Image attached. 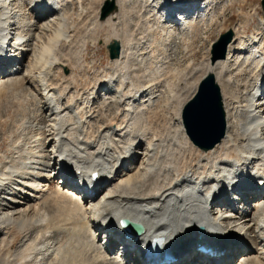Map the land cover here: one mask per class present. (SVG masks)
<instances>
[{
    "label": "bare ground",
    "instance_id": "bare-ground-1",
    "mask_svg": "<svg viewBox=\"0 0 264 264\" xmlns=\"http://www.w3.org/2000/svg\"><path fill=\"white\" fill-rule=\"evenodd\" d=\"M62 1L0 0V54H4L2 48L9 43L10 34L15 33L18 42L9 44L8 53L22 59L21 62L10 61L12 65L9 67L4 66L7 71L0 76V95L6 89L5 80L1 79H8V75L19 66L18 73L8 81L13 89L21 91L24 104L27 101L33 108L32 120L23 118L18 124L19 141L15 142L13 150L19 160L14 164L11 160L8 163L3 161V166H0V252L4 253L2 244L7 237L25 231L24 236L20 235L23 237L16 243V248L12 251H7L9 247L6 249L9 260L14 257L12 260L24 264H55L57 261L59 264H71L76 257L72 256L73 252L72 259L68 256L70 241L75 238L80 244L82 238L91 234L84 247L96 246L109 256L111 264H135L132 260L137 257L136 252L149 245L160 247L162 253L169 254L173 264H181L187 259V264L191 261L215 264L213 259L197 257L194 260L197 256L195 250L199 252L209 246L217 252L219 263L264 264V90L260 88V85L264 87V17L248 14L242 26L236 24L238 27L225 29L232 32V40L224 59L211 64L210 45L198 66L184 68L191 74L201 71V78L213 74L225 112L224 137L212 149L202 151L191 143L181 123L182 107L195 95L198 82L189 85L191 94L188 93L187 98L181 99L180 93L174 97L176 101L173 98L174 103L170 99L175 106L171 116L168 112L170 105L167 102V106L161 105L156 88L149 85L151 82L143 86L145 77L140 78L137 75L140 72L136 73L148 43L143 36L134 39L136 36L131 29L134 27L140 32L146 25L141 20L146 16L142 12L148 7L156 16L154 24L159 29V36L162 35L163 43L170 38H178L177 41L180 39L181 42L194 37H197L195 40L202 39V28L213 26L218 21V13L213 11L215 3L204 0H113L115 10L101 20V8L111 0H99V4L91 7L93 10L86 15V22L92 24L89 31L93 35L98 34L103 25L107 26L102 46L107 50L108 45L116 41L120 45V53L117 58L108 57L113 67L107 77L100 80L101 83L96 82L92 88L86 86L82 93L75 91L73 95L75 87L80 85L73 68L80 64L82 58L81 53L72 51L70 45H67L66 52V48L62 51L59 46L61 41L65 46L66 43L72 44L74 39L72 30V34L64 35L66 13L62 9ZM234 2L226 0L227 6H233ZM78 7L81 8L79 4ZM30 10L39 12L27 17ZM115 15L116 21L111 22ZM253 18L261 36H247L246 29H249ZM196 21L198 25L203 24L201 29L196 26ZM154 24L150 30L154 29ZM220 24V29H224V24ZM151 45L150 48L154 44ZM84 46L83 40L80 50ZM159 50L164 52L161 47ZM159 50L156 54L160 53ZM162 52L160 54L165 58ZM70 58L75 67L71 63L68 65ZM237 60L246 66L254 65L255 70L251 69L255 76L261 73L254 85L243 84V89L232 87L231 62ZM135 63L138 69L134 68ZM64 71L70 74H64ZM94 75L96 78L98 74ZM102 75L105 77L104 73ZM187 88L185 84L183 89ZM195 152L196 162L192 160ZM63 160L67 162L65 165L61 164ZM248 167H251L250 173L254 171L252 174L258 176L254 179L259 185L256 199L247 210H237L235 217L228 218L230 215L224 206L215 201L214 187L225 186L231 177L238 178ZM88 172L95 173L96 179L89 184L87 191H83L89 195L82 200L71 189V177ZM239 183L244 187V179H239ZM53 187L55 190L50 192ZM49 203L53 206H48ZM119 218L137 222L143 227V233L131 241L120 240L115 231V222ZM197 227L203 229L201 238L194 233ZM118 241L129 257L117 254L114 243ZM8 257H4L5 261ZM99 257L96 253L90 260L99 263ZM81 264L88 263L83 261Z\"/></svg>",
    "mask_w": 264,
    "mask_h": 264
},
{
    "label": "rangeland",
    "instance_id": "rangeland-1",
    "mask_svg": "<svg viewBox=\"0 0 264 264\" xmlns=\"http://www.w3.org/2000/svg\"><path fill=\"white\" fill-rule=\"evenodd\" d=\"M68 1L71 3H68ZM73 1V0H72ZM71 0H63L62 1V9H63V11L65 10V13H66V20H65V24H64V28H63V31H64V35H66V34H72V31H73V42H72V44H65V46H63L62 44V41L60 42V48L62 49V51H64L63 49H65V51L64 52H66L67 51V48H69V47H67V45H70V48L72 49V51H75V52H80L81 53V56H80V58H82V61L80 62V64H78L77 66L76 65H74L73 64V60H71L72 58H70L69 59V61H68V65H70V63H71V66H73V67H77V69H76V67L75 68H73V73H74V77L76 76L77 77V81H78V85L79 86H76L75 87V89H74V92H72L73 93V95H75V93L76 92H79V93H82L85 89H86V86H89V87H87V88H92L93 86H95L96 85V82H97V84H99V83H101V81H103V79H105L106 77H107V75L110 73V71H109V69L111 70L112 69V65H110V60H109V58H108V52H107V50H106V48L105 47H103L102 46V41L104 40V37L106 38V29H107V26H105V25H103V28H102V31L101 32H99L98 34H94L93 35V33H91L90 31H89V28L90 27H92V24H90L89 22H86L87 21V17H86V15L90 12L89 10H93V9H91V7H93L94 5H97V4H99V0H74V2H72ZM95 1V2H94ZM121 0H119V2H120ZM206 3L207 2H212L213 4H214V7H213V11H214V13L215 14H217V16H218V18H217V22H214L213 24V26L212 25H210L208 28H202L203 27V24H200V25H198V22H197V24H196V26L199 28V29H201L202 28V33H201V37H202V39H194V38H197V37H194V38H192V39H194V40H192V39H185V41L183 40V42H181L182 40H180L179 39V41H177L178 40V38H177V40L176 39H173V38H170L169 39V41H165L164 43H165V46H164V43L162 42V35L161 36H159L160 35V32H159V29H157L156 27V25L154 24L155 22H156V16H155V14H153L152 13V8H148V7H146V11H144V12H142V13H144L143 15L145 16H143L142 15V18L144 17V19H142L141 21H142V24H145L146 23V25H144V26H142L141 27V29H140V32L138 31V30H136L134 27V29L132 30L131 29V33H133V36L135 37L136 36V38H134V39H137V38H139L140 36H143L144 37V40L146 41V43H148V48H146V49H144L143 50V59H142V64L140 63V67L138 66V64H136V65H134V68L135 69H138V67H139V71L138 70H136V73L137 72H140V73H137V75L141 78L142 76H144L145 78L142 80L143 81V83H145V84H143V83H141V84H143V86H148V84H149V82H151L149 85H151V86H154V88H156V90H157V94H159L160 95V104L161 103H164L165 105H166V103L165 102H167L168 104L167 105H170V106H172V107H170V106H168V112L170 113V115L171 116H173V110L175 109V106H173L174 104V102L176 101V99L174 98L175 96H176V94H177V96L180 94V93H182V97H181V99H184V97L185 98H187L188 96H189V94H191L190 92H188V90H189V85H193L194 83H196V82H199V80L201 79V76H202V72L200 71V72H197V73H190L189 71H188V69H184V68H187V66H191V67H196V64H197V66L199 65V63L201 62V60H203L205 57V51L209 48V46L216 40L217 41V39L219 38V36L221 35V34H223V33H226V32H228V31H226L225 29H228V28H231V27H236L237 25H240V26H242L243 24H244V22L243 21H246L245 19L247 18V16H248V14L250 15H253L254 13L255 14H259L261 17H263L262 16V10H261V7H260V2H261V0H235V2H234V5L233 6H227V3H226V0H204ZM214 1H217V2H214ZM76 2V3H75ZM77 2H78V4H79V6L81 7V8H79L78 7V4H77ZM92 2H93V4H92ZM220 4V5H219ZM75 5H77V6H75ZM218 5V6H217ZM215 6H216V8H215ZM225 6V7H224ZM77 7V8H76ZM89 7V8H88ZM220 7V8H219ZM84 9V10H83ZM86 9H87V11H86ZM68 10V11H67ZM79 10V11H78ZM147 10H148V12H147ZM151 11V12H150ZM30 12H32V13H30ZM38 12H39V10L37 11V10H34V11H32V10H30V11H27V17H31V15H29V14H34V15H37L38 14ZM81 12V13H80ZM150 12V14H148ZM69 15H68V14ZM83 13V14H82ZM140 13H141V11H140ZM141 13V14H142ZM146 13V14H145ZM81 14V15H80ZM147 14H148V16H147ZM239 14V15H238ZM242 14H243V16L245 17H243L242 16ZM245 14V15H244ZM247 14V15H246ZM71 15V16H70ZM68 16V17H67ZM71 17H73V18H71ZM114 17H116V18H112L111 19V22H115L116 21V19H117V15H115ZM150 17V18H149ZM69 18H71L72 20L69 22ZM241 19V21H240V19ZM144 20V21H143ZM149 21V22H148ZM240 21V22H239ZM56 22H57V20H56ZM66 22H67V24H66ZM83 23V24H82ZM85 23V24H84ZM87 23V24H86ZM218 23H221L222 25L224 24V29H220L221 27L218 25ZM57 24V23H56ZM151 24V25H150ZM154 24V26H153V28L154 29H152V30H150L149 29V27L150 26H152ZM220 24V25H221ZM228 24H229V26H228ZM237 24V25H236ZM54 25H55V21H54ZM74 25V26H73ZM77 25V26H76ZM221 25V26H222ZM226 25H227V27H226ZM231 25V26H230ZM67 26V27H66ZM76 26V27H75ZM55 27V26H54ZM83 27V28H82ZM89 27V28H88ZM197 27H196V29H197ZM238 27V26H237ZM68 28H70V29H68ZM75 28V29H74ZM145 28V29H144ZM65 29V30H64ZM66 29H67V32H66ZM80 29H81V31H80ZM156 29V30H155ZM70 30H72V31H70ZM135 30V31H134ZM158 30V31H157ZM223 30V31H222ZM70 31V32H69ZM144 31V32H143ZM148 31H150V32H148ZM246 32H247V36H251V35H259V36H261V33H260V29L258 28V26H257V21H256V19L255 18H253V19H251V21H250V24H249V29H246ZM81 33V34H80ZM135 33V34H134ZM140 33V34H139ZM147 35V37H146V35ZM149 33V34H148ZM159 33V34H158ZM78 36H80V37H78ZM150 34H153V35H150ZM157 34V36H158V38H157V36H155ZM91 35V36H90ZM94 37H93V36ZM82 36H84V39L82 38ZM85 36H87V37H85ZM97 36V37H96ZM150 36H152L151 38H150ZM200 36V35H199ZM198 36V37H199ZM161 38V39H160ZM88 39V40H87ZM151 39V40H150ZM153 39H155V40H153ZM158 39V40H157ZM172 39V40H171ZM80 40H82V41H80ZM83 40L85 41V48H83L82 50H80L81 49V44H82V42H83ZM153 40V41H152ZM160 40H161V42L163 43H161L160 42ZM176 40V41H175ZM189 40V41H188ZM191 40V41H190ZM86 41H88L87 43H86ZM172 41V42H171ZM157 42V43H156ZM160 44H159V43ZM189 42H192V43H189ZM74 43H75V45H74ZM154 45H153V44ZM186 43V44H185ZM153 46H152V45ZM156 44H159V46L157 45V47H156ZM168 46H167V45ZM74 45V46H73ZM78 45V46H77ZM150 45L152 46L151 48H150ZM163 45V46H162ZM170 45V46H169ZM175 45V46H174ZM183 45V46H182ZM160 47H161V50L163 49L164 50V52H162V51H160L159 49H160ZM166 47V48H165ZM170 47V48H169ZM183 47V48H182ZM60 48H59V50H60ZM77 49V50H76ZM151 49V50H150ZM146 50V51H145ZM153 50H155V51H153ZM157 50V51H156ZM158 50H159V52L161 53H164V56H165V58L159 53H157L158 54V56H156L157 54H156V52H158ZM187 51V52H186ZM146 52H148L147 54H146ZM150 52V53H149ZM188 52H190V53H188ZM152 53H153V57L154 58H156V59H159V61L158 60H156V59H154V58H152ZM155 53V54H154ZM79 54V53H78ZM151 54V55H150ZM189 54V55H188ZM162 57H161V56ZM146 56V57H145ZM151 56V58H149ZM160 56V57H159ZM141 57V56H140ZM140 57H138V58H140ZM144 57H145V59H144ZM161 58V59H160ZM186 58H187V60H186ZM169 59V60H168ZM171 59H173V60H171ZM154 60V62H152ZM157 62H156V61ZM162 60V61H161ZM165 60H166V62H165ZM71 61V62H70ZM145 61V62H144ZM135 62V61H134ZM164 62V63H163ZM144 63V64H143ZM146 63V64H145ZM155 63V64H154ZM161 65H160V64ZM166 63V64H165ZM73 64V65H72ZM154 64V65H153ZM164 64V65H163ZM231 64H232V66H231V68H230V71H231V76H232V78H233V85H232V87H234L235 89H239V88H241V87H243V86H241V85H243V84H247V86L249 85H254L255 84V82H256V80H258L261 76L259 75V74H261L260 72H258V74L255 76L254 75V65H251V67L249 66H246L245 64H243L242 63V61L240 60H237V61H233V62H231ZM233 64H237V65H233ZM242 64H243V66H242ZM12 65V64H11ZM10 65V66H11ZM82 65H83V67H82ZM146 65V66H145ZM26 66V63H24V67ZM87 66H89L88 68H87ZM138 66V67H137ZM143 66V67H142ZM155 66V68H152V67H154ZM159 66V67H158ZM160 66H161V69L159 70V68H160ZM170 66V67H169ZM244 66H246V67H244ZM18 68H19V66H17ZM15 68L13 71H12V74H9L8 75V79H1V80H5V81H3L4 82V87L6 86V89H5V91L4 92H2V94L0 95V122H3V123H0V155L2 156H0L1 158H0V166H3V164L6 162V163H8V161L9 160H11V164H14L15 162H17V160H19L18 158H17V156L14 154V150H13V145H16V143L19 141V125L18 124H20L22 121H23V118H24V120L25 119H31L32 120V117H30V115L32 114V104L31 103H29V102H27V101H25V104H24V102L22 101V96H20V95H22L21 94V91L20 90H17L16 88L15 89H13L14 87L11 85V83H10V81H8V80H11L10 78H13L17 73H18V68ZM82 67V68H81ZM108 69H107V68ZM146 67H148V68H146ZM157 67V68H156ZM164 67H165V69H164ZM84 68V71H81L82 69ZM145 68V69H144ZM150 68V69H149ZM170 68V69H169ZM239 68V69H238ZM254 69V70H252V69ZM86 69V70H85ZM142 69H143V71H142ZM154 69V70H153ZM164 69V70H163ZM233 69V70H232ZM249 69L251 70V74H250V71H249ZM75 70V71H74ZM102 70V72H100ZM147 70V71H146ZM151 70H153L154 72H152ZM155 70L157 71L156 73L157 74H155ZM169 72H168V71ZM186 70V71H185ZM239 72H238V71ZM97 71V72H96ZM147 72V73H145V72ZM188 71V72H187ZM248 71V72H247ZM80 72H82L81 73V75L82 76H84V77H82L79 73ZM99 72V73H98ZM152 72V73H151ZM158 72H159V74H158ZM168 72V73H167ZM238 72V73H237ZM241 72V73H240ZM245 72L247 73V74H245ZM70 74L69 72H65L64 71V74ZM105 74V77H103L104 75H102V74ZM177 73V74H176ZM236 73V74H235ZM75 74H77V75H75ZM97 75V77L95 78H93V75ZM107 74V75H106ZM143 74V75H142ZM164 74H166V75H164ZM190 74V75H189ZM234 74V75H233ZM243 76H242V75ZM35 75L37 76V73L35 72ZM88 75V76H87ZM94 75V76H95ZM141 75V76H140ZM157 75V76H156ZM180 75V76H179ZM239 75V76H238ZM250 75V76H249ZM35 76V77H36ZM241 76V77H240ZM34 77V78H35ZM95 79L96 81H93L92 79ZM169 77V78H168ZM174 79H173V78ZM249 77V78H248ZM251 77V78H250ZM85 80H84V79ZM99 78V79H98ZM148 78V79H147ZM156 78H157V81H156ZM244 78V79H243ZM79 79H80V81L81 82H83V83H81V82H79ZM102 79V80H101ZM155 79V80H154ZM162 79V80H161ZM185 79V80H184ZM245 81H243V80ZM246 79H248L247 81H248V83H247V81H246ZM249 79H251V80H249ZM82 80H84V81H82ZM89 80V81H88ZM101 80V81H100ZM159 80V81H158ZM164 80V81H163ZM167 80V81H166ZM253 80V81H252ZM92 81H93V83H92ZM99 81V82H98ZM178 83H177V82ZM242 81V82H241ZM251 81V83L249 84V82ZM167 82V84H165V83ZM6 83H8V84H6ZM84 83H87V84H84ZM90 83V84H89ZM92 83V84H91ZM148 83V84H147ZM156 83V84H155ZM163 83V84H162ZM184 83V84H183ZM3 84V83H2ZM185 84H186V87H188L187 89H183V87L185 86ZM8 85V86H7ZM166 85H167V87H169L168 88V90H167V87H166ZM173 85V86H172ZM178 85V86H177ZM191 85V86H192ZM84 86V87H83ZM92 86V87H91ZM237 87V88H236ZM8 88V89H7ZM82 88H84L83 90H82ZM233 88V89H234ZM13 89V90H12ZM170 89V90H169ZM173 89V90H172ZM177 89V90H176ZM241 89H243V88H241ZM17 90V91H16ZM33 91H34V89H32ZM11 91V92H10ZM76 91V92H75ZM174 91V92H173ZM14 92V93H13ZM20 94H19V93ZM128 93H129V91H127ZM167 92H170V93H167ZM9 93V94H8ZM11 93V94H10ZM170 94V95H167V94ZM189 93V94H188ZM7 94V95H6ZM16 94V95H15ZM19 94V95H18ZM161 94H163V95H161ZM10 95H12V97L10 96ZM6 96V97H5ZM9 96V97H8ZM14 96L16 97V98H14ZM17 96L19 97V99L17 98ZM40 96V95H39ZM163 96V97H162ZM171 96V97H170ZM173 96V97H172ZM168 97V98H167ZM5 98H8L7 100H9L8 102H7V100L5 99ZM12 98V99H11ZM13 98H14V100H15V102L13 101ZM40 98H41V96H40ZM173 98H174V102H173ZM11 99V100H10ZM170 99H171V101L173 102H171L170 101ZM162 100V101H161ZM165 100H167V101H165ZM169 100V101H168ZM5 101V102H4ZM13 101V102H12ZM23 102V104H22V102ZM164 101V102H163ZM3 102V103H2ZM21 102V103H20ZM2 104V105H1ZM23 106H22V105ZM26 104H28V106L26 105ZM18 105H19V107H18ZM22 106V108H21V106ZM162 105V104H161ZM164 105V106H165ZM166 105V106H167ZM27 106V107H26ZM30 106V107H29ZM24 107H25V109H24ZM27 108V109H26ZM21 109V110H20ZM172 109V110H171ZM30 113V114H29ZM25 114H27V117H26V115ZM23 115H25V116H23ZM6 116H7V118H6ZM32 116V115H31ZM2 117V118H1ZM20 118V120L19 121H15V120H18ZM4 119H7L6 121L9 123L10 121L11 122H14L13 124L15 125H12V123L10 122L9 124L10 125H8V123L7 122H5V120ZM2 120V121H1ZM10 120V121H9ZM225 121H226V119H225ZM20 122V123H19ZM7 126H11L10 128L9 127H7ZM13 127V128H12ZM16 127H17V129H16ZM2 128L4 129V130H2ZM6 129H8V131H6ZM10 129V130H9ZM14 129H16L15 131L17 132L16 134H15V131H14ZM10 131V132H9ZM11 131H13V132H11ZM7 134H6V133ZM2 134H3V136H2ZM4 134H6L5 136H4ZM8 134H9V136H8ZM12 134H13V136H12ZM17 136H15V135ZM12 136V137H11ZM10 137V138H9ZM15 137H16V139H15ZM8 139V140H7ZM11 139V140H10ZM17 140V141H16ZM5 141H6V143H5ZM9 141H11V142H9ZM9 142V143H8ZM16 142V143H15ZM9 146V147H8ZM10 148V149H9ZM6 149H7V151L10 153H8L7 151H6ZM12 149V150H11ZM6 151V152H5ZM12 152V153H11ZM196 153V154H195ZM194 154H193V156H192V160L194 161V162H196L197 161V152H195ZM4 154V155H3ZM11 155V156H10ZM14 155V156H13ZM4 156V157H3ZM9 156H10V158H9ZM16 157V158H15ZM2 158H3V160H2ZM2 160V161H1ZM4 161V163H2ZM57 181V180H56ZM56 183V182H55ZM47 188V187H46ZM46 188H45V190H46ZM54 188V189H53ZM53 188H50L49 189V191L51 192V191H53V190H55V187H53ZM52 189V190H51ZM39 198H41V197H39ZM33 204V203H32ZM48 206H53L52 205V203H49V205ZM48 208H53V207H48ZM35 227V226H34ZM34 227H31L30 229H33ZM39 228V227H38ZM38 228H36V229H38ZM40 229V228H39ZM38 229V230H39ZM27 231H30V230H27ZM13 232V231H12ZM18 233V232H17ZM12 233V235L11 236H9V237H7L6 238V241L2 244V246L4 245V246H6V247H4L3 246V248H4V253H2V252H0V264H5L6 262V264H24V263H22V261L20 262V261H14V260H12V259H14V257L12 258V257H10L11 258V260H9V257H8V255L6 254V252L7 251H12V249H14V248H16L15 246H16V243L17 242H20L21 241V238L24 236L23 234H25V231H21V233ZM16 234V235H15ZM34 234V232H31V235H33ZM89 234V233H88ZM15 235V236H14ZM20 235H23V236H20ZM17 236H19L18 238H16ZM83 237H85V236H83ZM90 237H91V234H89L88 236H86V238H82L81 240H82V242H81V240H80V244H79V242L74 238V240L72 241H70L71 243H70V251H69V253L70 254H68V256L70 257V259H72V256L73 257H76V259L74 258V261L75 262H72L71 264H81V263H83V261H87V263L88 264H90V262H92L91 264H111L110 263V261L108 260L109 259V256L107 255V256H105L104 255V253L102 252V251H99V249L98 248H96V246H94V248H85L84 247V242H86L88 239H90ZM10 238V239H9ZM12 238V239H11ZM13 239H15V240H13ZM17 239V240H16ZM13 242V243H12ZM1 246V247H2ZM249 246L250 245H248L247 246V248L249 249ZM9 247V248H8ZM68 247H69V244H68ZM76 247V248H75ZM82 247V248H81ZM85 249H84V248ZM8 248V250L6 251V249ZM77 248H78V250H77ZM80 248V249H79ZM96 248V249H95ZM83 249V250H82ZM92 249H94V250H92ZM81 250V251H80ZM90 250V251H89ZM83 251H85V252H83ZM73 252V253H72ZM83 252V253H82ZM94 252H95V254H94ZM73 255H72V254ZM88 255H87V254ZM90 253V254H89ZM96 253H97V256L99 257L98 259V261H99V263L97 262H94L93 263V261L92 260H90V259H92L91 258V256L93 257L94 255H96ZM100 253V254H99ZM102 253V254H101ZM76 254V255H75ZM81 254V255H80ZM84 254V255H83ZM92 254V255H91ZM72 255V256H71ZM86 255V256H85ZM81 256V258H79ZM88 256V257H87ZM4 257H8V258H6L7 259V261H5V258ZM90 257V258H89ZM104 259H103V258ZM79 259V260H78ZM89 259V260H88ZM101 259H103V260H101ZM81 260V261H80ZM83 260V261H82ZM101 260V261H100ZM77 261V262H76ZM235 261H237V260H235ZM4 262V263H3ZM24 262V261H23ZM58 262V261H57ZM55 263V264H59V263ZM81 262V263H80ZM102 262H104V263H102Z\"/></svg>",
    "mask_w": 264,
    "mask_h": 264
},
{
    "label": "water",
    "instance_id": "water-1",
    "mask_svg": "<svg viewBox=\"0 0 264 264\" xmlns=\"http://www.w3.org/2000/svg\"><path fill=\"white\" fill-rule=\"evenodd\" d=\"M261 9L264 17V0H261ZM114 10V1H106L101 8L100 19H105ZM231 39L232 32L228 31L221 34L212 44L211 64L225 58ZM107 50L110 59L117 58L120 45L115 41L108 45ZM221 101L220 90L213 74H206L198 82L193 98L182 107L181 120L184 131L189 140L202 151L212 149L225 135V112ZM199 230L202 231V228Z\"/></svg>",
    "mask_w": 264,
    "mask_h": 264
}]
</instances>
